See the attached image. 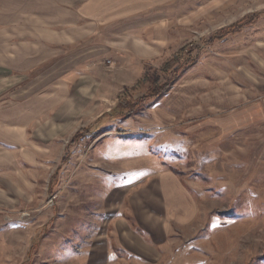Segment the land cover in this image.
Here are the masks:
<instances>
[{"label":"rangeland","instance_id":"1","mask_svg":"<svg viewBox=\"0 0 264 264\" xmlns=\"http://www.w3.org/2000/svg\"><path fill=\"white\" fill-rule=\"evenodd\" d=\"M163 11L157 57L98 64L109 77L89 93L76 90L79 111L63 113L60 127L50 120L54 111L13 134L2 130L0 264H264V112L254 109L264 98V0H172ZM258 13L239 33L203 44ZM181 48L182 62L196 63L162 72ZM3 67L1 102L35 91L40 105L44 89L65 84V67L28 76ZM147 70L150 79L138 84ZM156 79L171 82L164 94L123 118L104 114L119 99L145 94ZM102 113L109 121L96 124ZM254 114L257 123L246 125ZM81 128L93 134L70 145ZM155 167L174 170L190 186L194 222L175 230L156 262L109 253L116 211L105 206L109 190Z\"/></svg>","mask_w":264,"mask_h":264},{"label":"crops","instance_id":"2","mask_svg":"<svg viewBox=\"0 0 264 264\" xmlns=\"http://www.w3.org/2000/svg\"><path fill=\"white\" fill-rule=\"evenodd\" d=\"M170 2L0 0V68L4 66L15 76H28L36 68L41 70L39 75L66 68L59 75V79L65 80L64 86L44 89L40 105L34 103L35 91L21 101H0V135L2 130L8 135L19 125L28 127L42 122L54 111L50 120L62 126L63 113L69 111L74 115L79 111L76 93H89L96 81L101 84L107 78L108 72L98 64L109 61L119 67L157 57L164 46L163 8ZM2 48L10 49L4 52ZM82 79L85 84L76 88ZM41 85L45 87V83ZM100 106L97 103L93 109ZM8 109L10 116L2 113ZM254 109L264 112V98L258 100ZM110 111L103 113L108 115ZM103 113L98 115L96 124L109 121L110 117ZM258 117L254 114L246 125L256 124L254 119ZM2 150L0 145V157ZM104 201L107 208L116 206L109 253L124 252L152 263L158 261L156 253L169 246L175 230L190 226L198 211L190 186L182 176L159 167L112 187Z\"/></svg>","mask_w":264,"mask_h":264},{"label":"trees","instance_id":"3","mask_svg":"<svg viewBox=\"0 0 264 264\" xmlns=\"http://www.w3.org/2000/svg\"><path fill=\"white\" fill-rule=\"evenodd\" d=\"M259 19V13L253 14L247 17L244 21L232 24L226 28H222L214 33L210 38L203 41L204 45H210L217 41L224 40L231 35L239 33L241 29L246 26L256 22ZM185 48H181L172 58L167 60L161 68L162 72L169 73L172 70H180L183 67H189L196 63L197 57H189L185 62H182L183 52ZM150 79L149 70H147L143 78L138 82V84L143 83ZM171 86V82L166 81L160 83L159 79L154 80L151 83V86L148 87L145 94L139 96L138 98L130 97L128 99H119L118 104L116 105L114 112H110L109 115L116 118H123L131 113L138 111L145 102L158 98L162 94H164ZM113 111V110H112ZM119 118V119H120ZM92 130L90 128H81L77 131L74 138L70 141V145H74L77 141H79L84 136L90 134ZM67 157V156H66ZM65 157V158H66ZM61 171V167L57 170L56 174ZM55 174V175H56ZM57 177V176H56Z\"/></svg>","mask_w":264,"mask_h":264}]
</instances>
